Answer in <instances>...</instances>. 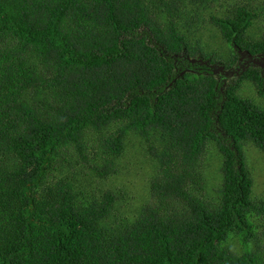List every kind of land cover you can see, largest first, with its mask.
<instances>
[{"label":"trees","instance_id":"trees-1","mask_svg":"<svg viewBox=\"0 0 264 264\" xmlns=\"http://www.w3.org/2000/svg\"><path fill=\"white\" fill-rule=\"evenodd\" d=\"M184 4L0 0V264H264L244 155L264 152V77L212 72L264 55V33L248 35V4L211 16L224 55L177 25ZM132 145L148 163L136 197L102 185Z\"/></svg>","mask_w":264,"mask_h":264},{"label":"rangeland","instance_id":"rangeland-1","mask_svg":"<svg viewBox=\"0 0 264 264\" xmlns=\"http://www.w3.org/2000/svg\"><path fill=\"white\" fill-rule=\"evenodd\" d=\"M192 1L193 0H185V4L183 6V9L189 11V16H191V18L187 19L188 13L182 14L180 18H177V25L181 28H184V30L187 31L190 36H192L190 37V39H194L195 37L201 38L203 39V41L205 40L211 48H215L218 51L222 50L224 52V55L230 54L229 49L223 45L216 28L214 27L213 23L210 22L209 19L211 18V16H226L237 6L248 4V7L255 10L258 14V17L254 20L253 25L248 31V35L251 38L256 39L260 38L264 33V0H212L211 2H209V6L206 9H201L200 11L194 9L197 5H195ZM247 63L248 62H246L245 64ZM249 64L254 66V64L252 63ZM237 66L238 65H236V67ZM238 68H234V70L237 72ZM259 69L261 71L260 67ZM230 76L234 78L237 75L234 74ZM248 85L249 87L247 89H244L242 91V94L243 96L254 98L255 96H257L255 88L251 84ZM256 101L258 104L264 106V96H257ZM91 143L92 139L88 141V145ZM214 149V145L209 144V152H207V155H210L209 161L215 163V165H208L207 171L208 177H210V179H208L209 189L211 186H215V191L218 186L216 184L218 183V174L216 172V169L217 165L219 166L220 161L217 158L216 149ZM244 155L246 163L252 174V194L257 197L261 196L264 194V152H262L260 149L249 142L244 147ZM103 156L98 158L95 163L103 164ZM144 156L145 155H140L133 145L127 147L124 155L122 157H118L116 165V168L118 170L117 173L112 175L110 178L103 180L102 185L104 187L110 188H117L121 185V187H125L129 191V193L132 194V197L138 196L141 193L140 185L144 182V180H142L143 173L148 165V163L146 164L144 162ZM73 160H75V156L72 157L71 161ZM83 166V163L79 162L76 166V170H79ZM211 166H214V168ZM85 176L86 175L84 173L75 172L74 178L77 182H86L83 179L85 178ZM213 181L216 182L214 183V185L212 183ZM142 194L145 196L147 195V193L143 191ZM140 204L141 203L137 199H131L128 208L133 209ZM126 210L128 211V213L133 214V212H131L127 208ZM230 244L235 250L241 249L240 245L235 241V239L231 240Z\"/></svg>","mask_w":264,"mask_h":264},{"label":"water","instance_id":"water-1","mask_svg":"<svg viewBox=\"0 0 264 264\" xmlns=\"http://www.w3.org/2000/svg\"><path fill=\"white\" fill-rule=\"evenodd\" d=\"M238 52V66L236 67H232L229 69H224L223 66H213L212 72L215 74L221 73L225 76V79H227V77H231L230 75H238L239 73H241L244 69L247 68V66L249 65V63H252L257 66H259L261 68V75L264 77V55L262 54H255L252 55L250 54L247 50H237ZM251 61V62H250ZM246 62H248L247 64H245ZM239 67V68H238ZM234 68H238L237 72L234 70ZM239 71V72H238Z\"/></svg>","mask_w":264,"mask_h":264},{"label":"clouds","instance_id":"clouds-1","mask_svg":"<svg viewBox=\"0 0 264 264\" xmlns=\"http://www.w3.org/2000/svg\"><path fill=\"white\" fill-rule=\"evenodd\" d=\"M263 55V54H262ZM239 56V55H238ZM237 65H238V62H237ZM250 65V64H249ZM235 67V66H234Z\"/></svg>","mask_w":264,"mask_h":264}]
</instances>
